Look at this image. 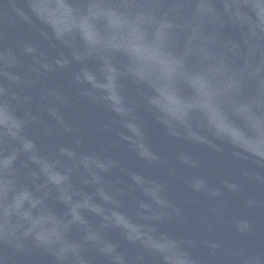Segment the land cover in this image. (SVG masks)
Returning <instances> with one entry per match:
<instances>
[{
    "label": "water",
    "instance_id": "95a60500",
    "mask_svg": "<svg viewBox=\"0 0 264 264\" xmlns=\"http://www.w3.org/2000/svg\"><path fill=\"white\" fill-rule=\"evenodd\" d=\"M0 264H264V0H0Z\"/></svg>",
    "mask_w": 264,
    "mask_h": 264
}]
</instances>
